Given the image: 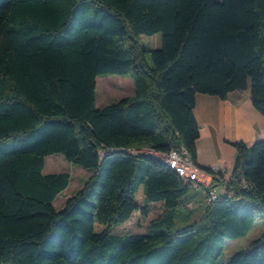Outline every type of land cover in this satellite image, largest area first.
I'll list each match as a JSON object with an SVG mask.
<instances>
[{"label":"trees","instance_id":"16d2710c","mask_svg":"<svg viewBox=\"0 0 264 264\" xmlns=\"http://www.w3.org/2000/svg\"><path fill=\"white\" fill-rule=\"evenodd\" d=\"M105 75L130 76L133 94L97 108ZM248 86L264 115V0H0V264H264V231L219 258L264 218V140L233 144L223 190L209 201L199 185L187 225L191 184L159 157L182 148L197 165L195 94ZM53 154L91 171L59 210L70 175L42 173ZM156 202L145 232H112Z\"/></svg>","mask_w":264,"mask_h":264},{"label":"rangeland","instance_id":"374dc122","mask_svg":"<svg viewBox=\"0 0 264 264\" xmlns=\"http://www.w3.org/2000/svg\"><path fill=\"white\" fill-rule=\"evenodd\" d=\"M140 43L145 49H155L160 46L159 33L151 36L141 35ZM145 59L149 62V52H145ZM133 94L132 79L130 76L121 75H105L98 76L95 79V106L100 108L109 103L118 101L122 97L131 96ZM137 153L141 150H130ZM67 172L70 175V181L67 187L62 190L53 199V207L59 210L63 207L65 200L72 196L82 186L84 180L90 175L91 171L83 169L79 166L67 162L61 154H53L45 157L43 174ZM203 186V185H202ZM199 185H189L188 193L193 194L190 207L193 208L192 213H187L185 209H180L177 215V222L185 225L199 221L203 214L204 197ZM204 187V186H203ZM197 188V189H196ZM202 188V187H201ZM205 188V187H204ZM220 191V188H217ZM136 202L141 205L143 202V188L139 186L135 194ZM162 203H150V212L146 217H142L137 211H134L131 217L122 225L112 229L113 233H142L145 232L150 220L155 219L162 211ZM184 219H189L185 222ZM264 231V218L255 222L252 228L242 237L234 240H226L224 243L223 253L220 261L226 263L229 258L237 251L246 248L249 243L256 239Z\"/></svg>","mask_w":264,"mask_h":264},{"label":"crops","instance_id":"0c3cea01","mask_svg":"<svg viewBox=\"0 0 264 264\" xmlns=\"http://www.w3.org/2000/svg\"><path fill=\"white\" fill-rule=\"evenodd\" d=\"M193 116L199 125V137L195 141L197 165L219 167L220 179L213 189L220 192L232 170L233 144L242 142L249 146L264 140V115L253 107L248 86L230 91L225 98L196 93Z\"/></svg>","mask_w":264,"mask_h":264},{"label":"built area","instance_id":"2783aa9c","mask_svg":"<svg viewBox=\"0 0 264 264\" xmlns=\"http://www.w3.org/2000/svg\"><path fill=\"white\" fill-rule=\"evenodd\" d=\"M165 156L166 160L173 162L180 167V177L186 181H194L195 183L202 184L207 189V196L211 197L216 195V191L210 187L213 179L217 176L219 167L212 165L210 167L202 168L195 165L192 161L186 160V155L183 153L182 148L173 149L169 154H160Z\"/></svg>","mask_w":264,"mask_h":264},{"label":"bare ground","instance_id":"6f19581e","mask_svg":"<svg viewBox=\"0 0 264 264\" xmlns=\"http://www.w3.org/2000/svg\"><path fill=\"white\" fill-rule=\"evenodd\" d=\"M183 153H185V151H183ZM166 154H169V152L166 153ZM185 155H186V153H185ZM159 157H160V158H161V159H162V160H163V161H164L169 167L173 168V169L175 170V172L177 173V175L180 177V167L177 166V164H175V163H173V162H169V160H166L165 156L160 155ZM186 160H187V161H190L189 158L187 157V155H186ZM186 183H190L191 185L196 186V187H197V185H202V184L195 183L194 181H186ZM205 188H206V187H205ZM215 198H216V195L213 196L212 200L215 199ZM209 201H211V197H209Z\"/></svg>","mask_w":264,"mask_h":264}]
</instances>
